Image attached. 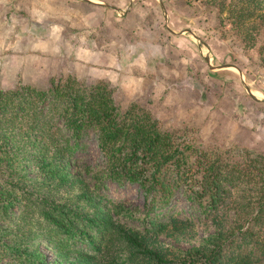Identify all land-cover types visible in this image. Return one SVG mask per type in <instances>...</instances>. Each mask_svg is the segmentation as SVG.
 I'll use <instances>...</instances> for the list:
<instances>
[{
  "label": "trees",
  "instance_id": "trees-1",
  "mask_svg": "<svg viewBox=\"0 0 264 264\" xmlns=\"http://www.w3.org/2000/svg\"><path fill=\"white\" fill-rule=\"evenodd\" d=\"M199 2L215 10L207 27L220 34L187 25L215 57L254 48L264 65V0ZM18 79L0 85V264H55L40 244L58 264H264V150L202 146L147 105H122L108 80L73 69ZM90 131L102 164L70 171ZM107 179L137 185L142 208L103 193ZM176 190L196 216L172 209ZM200 226L209 231L185 249L161 239L191 242Z\"/></svg>",
  "mask_w": 264,
  "mask_h": 264
},
{
  "label": "crops",
  "instance_id": "crops-1",
  "mask_svg": "<svg viewBox=\"0 0 264 264\" xmlns=\"http://www.w3.org/2000/svg\"><path fill=\"white\" fill-rule=\"evenodd\" d=\"M124 1L25 0L30 22L6 21L14 27L6 33L0 21V42H10L9 47L0 45L1 72L41 73L44 58L63 56L78 76L106 79L130 98L148 91L152 98L171 93L172 99L180 97L175 95L179 86L199 90V80L217 81L218 71L231 66L229 61L213 63L202 54L203 41L182 24L183 4L173 3L172 9L165 0ZM144 13L152 21L149 39L137 29ZM78 22L80 28L72 29ZM128 29L135 34L134 41L127 37ZM200 59L205 63L204 77L196 62ZM10 81L9 77L5 86Z\"/></svg>",
  "mask_w": 264,
  "mask_h": 264
},
{
  "label": "rangeland",
  "instance_id": "rangeland-1",
  "mask_svg": "<svg viewBox=\"0 0 264 264\" xmlns=\"http://www.w3.org/2000/svg\"><path fill=\"white\" fill-rule=\"evenodd\" d=\"M1 1L0 21L2 22L1 24L5 25L3 28L4 32L7 33L10 29L14 28L10 23L8 25L6 21L19 20L25 24L30 22L28 19L30 15L29 10L25 7L28 4L25 0H5L8 5L4 3V0ZM170 1L174 4H183L185 11L183 12L184 21H182V24L185 26H189L187 24H194L197 26L195 23H197V21H202V30L205 34H209L210 32H215L217 35L220 34L221 29L218 26H216V29L207 27L209 22H211L212 26L215 21L217 22L214 9L210 10V7L201 5L199 0ZM122 2L125 3L124 0H122ZM138 25V34L149 39L150 30L153 29L150 16L145 14L142 19L140 18L138 20ZM80 26L81 24L78 22L72 29H79ZM227 26L226 24V27ZM128 30L127 37L133 40L135 34L131 29ZM71 31H69L70 35L72 34ZM9 43V41H3V43L0 42V45L3 44L9 47ZM201 52L203 55H208L213 63L224 61H229L230 63L232 62L230 61L231 56H236V58H238L237 61L243 66H246L248 73L245 75L244 70L235 64L238 66L239 70L232 65L228 66L224 71H218L216 75L217 81L205 79L202 83L201 80H199V90L185 89V87L179 86V90L175 92V95H180V97L177 98L170 99L172 96L170 95L171 93H167L168 95L166 94L160 98L159 96L152 98L148 91H141L130 98L125 92L116 90V100L122 105H126L133 99L147 105L153 114L165 125L173 129L187 132L198 140V143L202 146L222 145L236 146L238 148L244 146L252 153L264 150V101H262L264 99V65L259 62L257 51L254 48L242 51L238 48H234L223 56L213 58L210 48L205 46L202 42ZM33 60L32 58L30 61L31 63L28 64H33ZM196 62H198L199 68H201L200 70H203L202 77L206 76L204 75V61L200 59ZM44 64L45 70L41 73L24 74V70V73L20 71L17 75L15 73H2V68L0 66V85L5 86L9 77L14 81H18V78H21V81H36V78L40 79V81H45L51 73L57 74L59 71L72 69L67 58L63 56L44 58ZM87 80L90 81L92 78L87 77ZM242 80L245 85L242 84ZM245 86L250 89L253 96L247 93ZM256 98H261L262 100ZM199 102L203 104H201V109L198 111L197 115V105ZM204 105H207V108ZM78 144L73 147L72 154L68 159V169L70 171L76 172L85 165L96 166L102 164L103 156L97 146L95 134L93 132L90 131L80 137L78 139ZM28 174L32 175L35 174V172L31 170L28 171ZM101 191L112 197L124 198L127 200V204L130 206H137L140 209L144 203V193L135 184L125 183L119 185L107 179L105 184L101 187ZM170 204L172 205V209H177L182 214H193L195 216L198 214V211L192 209V206L184 199L178 190H176L172 196ZM166 208L167 207H163V210H166ZM208 231L200 226L198 228V235L191 242H175L170 238L164 237L161 239L176 248L185 249L193 244H197ZM39 248L44 252L46 260L55 262V264L60 263L51 248L46 247L44 244H40Z\"/></svg>",
  "mask_w": 264,
  "mask_h": 264
},
{
  "label": "water",
  "instance_id": "water-1",
  "mask_svg": "<svg viewBox=\"0 0 264 264\" xmlns=\"http://www.w3.org/2000/svg\"><path fill=\"white\" fill-rule=\"evenodd\" d=\"M228 64H230V65H232V66H234L235 68L238 69V66H236L235 64H233V63H228ZM238 70H239V69H238ZM242 84L245 85V83H244L243 80H242ZM245 88H246V90H247V93H248L250 96H253L252 93L250 92V89L247 88L246 86H245ZM256 99H260V100H262L261 98H256ZM263 100H264V99H263Z\"/></svg>",
  "mask_w": 264,
  "mask_h": 264
}]
</instances>
